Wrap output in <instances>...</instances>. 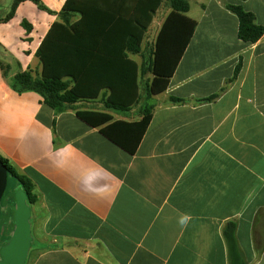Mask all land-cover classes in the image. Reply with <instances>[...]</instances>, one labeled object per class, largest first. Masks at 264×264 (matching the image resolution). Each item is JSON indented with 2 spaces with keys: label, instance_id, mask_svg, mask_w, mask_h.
Here are the masks:
<instances>
[{
  "label": "crops",
  "instance_id": "obj_1",
  "mask_svg": "<svg viewBox=\"0 0 264 264\" xmlns=\"http://www.w3.org/2000/svg\"><path fill=\"white\" fill-rule=\"evenodd\" d=\"M42 1L52 14L25 1L4 21L13 0L0 12V63L8 67L6 74L0 68V155L31 181L36 197L27 200L25 264H230L229 222L246 264H264V35L240 40L227 8L243 6L264 27V0H197L196 31L167 90L152 98L135 154L77 116L76 109H92L87 102L56 113L37 92L12 89L18 72L41 70L37 51L67 0ZM148 45L146 34L132 59L145 60ZM112 115L137 121L140 105ZM15 179L1 205L2 246L15 192L23 190Z\"/></svg>",
  "mask_w": 264,
  "mask_h": 264
},
{
  "label": "trees",
  "instance_id": "obj_2",
  "mask_svg": "<svg viewBox=\"0 0 264 264\" xmlns=\"http://www.w3.org/2000/svg\"><path fill=\"white\" fill-rule=\"evenodd\" d=\"M25 1L52 14L42 0H13L4 21L10 20ZM164 1L67 0L37 51L41 70L29 68L18 72L10 79L12 89L19 93L37 92L56 113L73 109L79 103L96 101L103 94L102 110L76 109L77 116L126 152L135 154L152 120L154 105L149 102L167 90L198 26L188 16V0H168L171 11L157 35L152 59L148 65L133 60V55L142 52L148 29ZM227 8L238 18L240 40L256 43L264 35V27L257 24L252 12L241 5L229 4ZM0 68L7 73L8 67L0 63ZM240 68L241 63L234 77ZM147 73L151 79L145 83L144 95L140 79ZM217 96L203 101H212ZM142 102L137 121L115 120L112 115L127 113ZM0 159L9 175L22 184L28 203L33 204L36 197L31 181L19 174L6 158L0 155ZM224 237L230 264H246L234 222L225 226Z\"/></svg>",
  "mask_w": 264,
  "mask_h": 264
},
{
  "label": "water",
  "instance_id": "obj_3",
  "mask_svg": "<svg viewBox=\"0 0 264 264\" xmlns=\"http://www.w3.org/2000/svg\"><path fill=\"white\" fill-rule=\"evenodd\" d=\"M9 180L7 167L0 159V207ZM31 209L27 203V195L23 190L15 194V227L11 238L0 251V264H25L31 245L30 228Z\"/></svg>",
  "mask_w": 264,
  "mask_h": 264
},
{
  "label": "rangeland",
  "instance_id": "obj_4",
  "mask_svg": "<svg viewBox=\"0 0 264 264\" xmlns=\"http://www.w3.org/2000/svg\"><path fill=\"white\" fill-rule=\"evenodd\" d=\"M189 3L191 6L189 16H191L192 18H196L197 13L199 12V9H200V7L197 3V0H189ZM5 4H6V0H0V12H2ZM168 5H169L168 0H165L162 4L160 10L158 11L156 17H155L154 24L148 30L147 40L149 41V45L146 47V49H145L146 51L144 52V59L145 60H143V61L141 60L140 64L144 63L145 65H148L149 61L152 59L151 51L154 47V44H152L153 37H154L155 31H156V28H157L159 22L161 21V19L163 18L164 14H165V11L167 10ZM150 77H151V74L147 73V74L143 75L140 79L141 93L144 95H145V83L151 79ZM102 96H103V94L101 95V97ZM101 97H100V99H101ZM100 99L93 101V103H90V104L88 102L83 103L82 106L87 107V108H92V109L103 108ZM153 103H154V100H150L149 104H153ZM142 104H143V102L140 103L139 105H142ZM15 180H16L15 178L10 176L9 181H15ZM11 183L12 182H8V186H7L5 195L3 197V203L7 201L9 193L12 192ZM15 194H16V192H15ZM1 207H0V251L3 248L2 244H4V242H6L5 238H4V236H5L4 233L6 231V226H7L6 212H4ZM11 226L12 227H11V230H9V233L8 234L6 233L7 234V237H6L7 240H9L11 238L12 232H13L14 227H15L14 218H12ZM0 259H1V256H0Z\"/></svg>",
  "mask_w": 264,
  "mask_h": 264
}]
</instances>
